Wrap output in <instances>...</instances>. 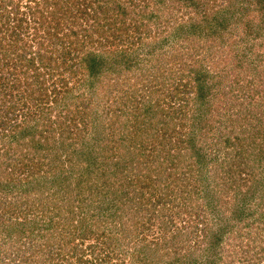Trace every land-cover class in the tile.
Masks as SVG:
<instances>
[{
  "label": "trees",
  "instance_id": "16d2710c",
  "mask_svg": "<svg viewBox=\"0 0 264 264\" xmlns=\"http://www.w3.org/2000/svg\"><path fill=\"white\" fill-rule=\"evenodd\" d=\"M165 1L168 2L166 6H171L174 1L181 2L184 7H191L189 11L202 17L187 26L190 32L192 28H201L203 21L207 22V27L212 31L224 30L235 13V6L229 1L223 7L227 15L208 17L199 0H0V52L3 58L0 59V69L4 67L3 63H11L8 73L12 75L13 86L23 85L26 92L23 100L19 99V105L28 111L22 113L21 120L16 122L0 117V243L10 244L5 258H0V264H63L64 253L60 255L63 247L67 249L66 255L74 258L65 264H122L124 258H119L120 261L101 258L100 252L95 251V243L83 246L85 239L96 236L89 219L104 208L113 206L112 197L120 200L124 193L114 189L111 184L115 180L114 169L120 164L122 152L129 160L125 167L135 166L136 162L155 169L154 177L149 176L144 187L157 193L155 205L160 210L170 203L179 205L174 215L182 220L179 226L175 223L171 225V215L162 212L164 217L158 225L164 241L162 243L153 239L150 242L143 237L140 244L131 248L126 245L124 237L121 246L133 258L129 260V264H220L226 233L229 232V236L248 235L251 223L248 220L256 210L257 216L252 221L264 223V81L260 74L264 62L261 52L255 51L253 54L242 51L237 62L233 60L235 55H231L233 65L224 69L229 70V75L232 73V76L230 75L229 83L222 86L221 93L223 100L232 97V107L227 111L229 125H225L224 133L221 132L222 135L214 140L219 147H215V151L208 149L207 135L199 126L197 129L191 126L183 134L184 137L179 134L181 144L187 141L186 155L191 161L188 166L194 172L191 182L200 184L196 192L204 189L202 198L205 207L211 209L208 204H211L212 198L218 201L220 192L225 187V193L232 190L235 196L233 199L231 197L233 204L228 213L224 214L222 211L216 217L205 216L196 220L199 212L196 205H193V197L185 196L183 190L177 193L173 191V185L177 184L171 180L177 178L175 169L171 171L174 176H162L158 173L161 171V153L167 152L165 158L168 162H173L177 157L168 152L173 145L168 134L172 127V116L168 120L166 117L173 114V104L155 94L159 89L164 90L165 82L161 80V84L155 82L150 86L142 83L138 87L132 84L127 90L128 88H123L124 81L120 79V74L121 71L131 70V65L136 64V59H139L140 44L143 47L147 44L141 41L142 33H150L147 23L150 16L154 15L153 8L150 11L148 7L156 5L158 8V4ZM245 2L248 6L257 4L260 10H264V0ZM240 8L241 4L236 9ZM31 17L33 25L30 24ZM144 17L147 18L144 20ZM29 25L34 29L30 33ZM182 26L181 23L177 24V28L173 30L176 35ZM39 28L42 30L41 34ZM258 28H264V18ZM259 34L258 32L257 35ZM145 37L150 36L148 34ZM4 45L7 49H13L12 54L2 51ZM151 48L145 49L143 53L147 54ZM117 66L120 68L113 72ZM239 66L241 68H237ZM236 68L239 69L237 72ZM79 72L83 74L82 79L74 76ZM195 72L197 76L193 83L190 80L184 83L187 86L184 93L193 92L195 104L209 108L215 101H211L210 98L213 97L208 94L212 87L215 91H220V81L205 85V76L199 71ZM54 75L59 78L47 83ZM20 77L23 78L22 81ZM141 78H145L143 72ZM103 79L108 80L107 87L103 89L107 98L115 91L120 98L133 102L131 105L123 103L124 107H131L128 112L131 116L127 115L123 122L115 119L120 114L124 115L127 108L114 106L111 112H108L109 107L98 112L90 105L91 100L98 95L91 94L90 89L95 88L93 86L96 81L99 84ZM153 79H156L155 75H151L150 81ZM85 80H89L87 85ZM254 80L259 83L256 84ZM80 86L85 88L75 97L84 99L85 103L82 104L86 108H77V112L68 103V99L73 98ZM140 87L147 94L142 93L138 98ZM179 89L178 85L169 95L173 98ZM13 105L11 99L7 110L14 109ZM108 113L112 120L107 121ZM238 119L243 120L241 129L234 127V122ZM80 122L85 129L88 125L94 133L85 145L81 140L85 135ZM116 122L126 130L117 128ZM247 125L250 129L244 132ZM106 131L108 132L105 133ZM55 139L60 146L56 143H53L55 147L49 145ZM166 142L169 147H166ZM102 144L105 146H99ZM115 144L117 147H110ZM223 148L224 160H229V164L220 175L206 174L208 170L218 166L214 160ZM211 158L214 162L207 165ZM109 166L112 168L109 169ZM223 176L226 178L225 182L219 179ZM86 189H90V196L85 195ZM116 191L118 194L115 196ZM97 193L104 196L99 201L104 202L105 206L97 204ZM136 193L138 191L134 190L133 194ZM255 197L257 199L252 202ZM117 204L115 202L114 205ZM216 204L217 207L219 201ZM47 205H54L59 209L54 216H49L46 223L42 222V216L54 209H47ZM90 208L92 211L85 210ZM184 211H187L188 218L185 219L188 222L183 220ZM133 222L143 226L136 219ZM60 223L67 228L69 226L71 232L53 251L48 248L47 236L49 229ZM237 224L240 225L235 235L233 227L236 228ZM130 226L131 229L127 232L131 234L129 239L139 233L134 226ZM165 235L169 237L165 238ZM255 235L251 237L254 240L257 238V234ZM98 236L99 234L96 238ZM42 239L44 240L41 242ZM246 240L247 243L242 245L243 258L249 256L244 253L249 250L250 244ZM129 243L133 242L129 240ZM116 245L114 242L111 247ZM262 249L261 246L255 250L252 257L263 258L264 255L259 254ZM163 255H171V258H153Z\"/></svg>",
  "mask_w": 264,
  "mask_h": 264
},
{
  "label": "rangeland",
  "instance_id": "374dc122",
  "mask_svg": "<svg viewBox=\"0 0 264 264\" xmlns=\"http://www.w3.org/2000/svg\"><path fill=\"white\" fill-rule=\"evenodd\" d=\"M21 1L25 2L26 0ZM199 1L203 4V8H205L206 10L205 16L208 15V17H212L213 15L224 17L225 15H227L223 7L226 6L225 3H228V1L235 6H231L234 8L235 13L233 14V17L228 20L227 27L224 28V30L219 29L212 31L207 27V22L203 21L201 22L203 23L201 24V28H192V31L190 32L189 30H187V26L191 23L193 24L198 20H201L202 17L200 18V16H198L196 13L189 11L191 7H184L183 3L181 2L174 1L170 4L171 6H166L168 2L165 1V3L158 4V8L155 7L156 5L149 6L148 10L151 11V8H153L152 11L154 14L153 16H150V20L147 23V27L150 30V33H147L145 35L144 33H142L141 39V41L147 42V44L144 47L140 44L139 48L141 49V51L138 55L139 59H136V64L131 65V70L121 71V78L119 77L120 79H123V88H128L127 90H129V86L132 84L138 87L142 83L150 86L151 83L154 84L155 82L161 84V80L165 82L164 90L159 89L155 92V94L157 96H162L164 99L170 100L169 104H173V107L171 108L173 114H169L166 117V120H168L170 119L169 116H172V119L170 121V126L172 127H170V132H168V134L170 135L171 143L173 145L172 147H169L166 142V147H169V153L176 154L177 157L173 159L174 163L168 162L165 158V154L167 152H165V154L161 153V157L159 159V162L161 163H159L160 165L158 164L161 171H159L158 173L162 174V176H174L171 171L175 169L177 178L171 180L177 182V184L173 185L174 182H172L173 191L177 193L183 190L182 193L185 196L191 195V197H193V205H196V209L199 212V217H197L196 220L198 218H204L205 216L216 217V215L221 214L222 211L224 212V214L228 213L230 207H232L233 204L231 203L232 199L235 196L232 190H230L229 193H225V187H223L224 190L221 191L220 186L219 188L221 191V197L218 198V206L216 207V202H218L217 199L212 198L211 204H208L206 202L211 206V209H207L205 207L204 199L202 198L204 189H198V191L196 192V188L200 184H193L191 182L192 179H194V172L193 169L188 166L191 161H189L188 155H186L187 152L185 146H187V141L184 140L186 142H183L181 144L179 134L180 136L184 137L183 134L187 133L188 129L191 128V126L194 129L201 127V130L204 131L207 135L206 146L208 147V149L215 151V147H219V145L214 143V140L217 139L218 136L222 135V133H224V131L226 130L225 125H229V113L227 111L230 109L232 97L223 100L224 97L221 93V90L224 84L229 83L231 79L230 75L232 76V73L229 75V70H224L225 67L228 68L230 65H233L231 63L230 56L235 55L233 60L237 62L236 59H238V57L242 54V51H250L253 54L255 51H258L261 52V58L264 62V28L262 30L258 28L261 20L264 18V10H260L257 4H253L254 6L246 5L245 0ZM240 4L241 8L240 10H237L236 8H238V6L240 7ZM212 11L214 13H210ZM32 18L33 17H31V25H33L34 23ZM146 18L147 17H144V20ZM179 23H181L183 26L182 28L178 29V35H176L173 30L177 28L176 26ZM31 25H29L28 27L29 33L34 30L33 26ZM40 29L41 28H39V33L41 34L42 30ZM258 32L260 33L259 35H257ZM134 34L137 33L135 32ZM148 34L150 37H145ZM259 41H262V43L260 44ZM35 46L36 45H34L33 48H35ZM149 47L152 48L148 51V53H143L145 49H148ZM2 51L7 54H12L13 49H7L5 47ZM0 59H3L1 52ZM3 64L2 65L4 67L0 69V117H7L11 119L10 122H16L18 120H21L23 115L22 113L28 112L24 106L19 105V99L23 100V98L25 97L24 94L26 95V92L24 91L23 85L17 87L13 86L12 75L8 73V71H10L11 69V63L7 61V63ZM119 68V66L114 67L113 72L117 71ZM237 68H241V66ZM237 68L235 69L236 72L239 70ZM195 71H199L200 74L205 76V85L209 83L211 84V82L220 81V91L217 92V90L215 91L214 87H212L211 93L208 94L209 97H213L212 99L210 98V100L215 101L209 108L206 106H199L198 104H195V101H193V99H195V95L193 92L186 94L184 93V89L187 88V86H184V83L189 80L191 81V84L193 83L194 77L197 76V72ZM142 72L145 74V78H141ZM150 73L152 76L155 75L156 79L150 81ZM224 73H226V75ZM242 73H244L243 69ZM233 74H235L234 71ZM260 74L262 75V80L264 81V63L261 65ZM74 76L80 79L83 78V74L80 72L76 73ZM56 77L59 78L58 75H54V77H52L51 80L49 79L47 83L51 82L52 80H56ZM22 79L23 78L20 77L21 81ZM70 79H72V77ZM254 81L256 84L259 83L258 80ZM107 82L108 80L103 79V81L98 84L96 81L95 86H93L95 88L90 89L91 94L94 93L95 95H99H97L96 97L94 95L95 98L93 97L94 99L91 100L92 102H89L90 105L96 109V111L101 112L107 110V107H109L108 112H111L114 106L121 107L123 106L124 102H127L128 105L133 104V102L125 100V98H120V95L115 91H113L109 95V98H107L104 94L105 90H103L107 87ZM242 82L244 83L245 81L242 80ZM88 83L89 80H85V84L87 85ZM178 85L180 86V89L178 90L177 95L174 94L172 98L169 95V92ZM142 87L139 88L140 93L138 92V98H140V95L142 93L147 94L144 89H141ZM82 88H85V86H80V88L76 90L73 98L68 99V103H70L71 107L77 112V108H86L82 104L85 103L84 99L80 100L79 97H75L82 93ZM155 94L153 96H155ZM19 95L21 96L19 97ZM85 96L87 95L85 94ZM11 99L14 103V109L8 111L7 106L11 104ZM130 110L131 107H128L125 110V114L118 115L115 120L123 122L124 118L127 115L131 116V114H128ZM77 112L76 117L79 120V115ZM232 116L234 117L235 115L232 114ZM107 117L106 119L107 121H109V113L107 114ZM110 120H112V117ZM241 123H243L242 119L236 120L234 122V127H236L235 129L240 128L242 126ZM116 126L123 131L126 130L123 125L120 126V123H117ZM80 127L83 129V135H85L84 138H81L82 144L85 145L89 142V137L91 136V134L93 135L94 133L91 132L88 125V130L85 129L86 127H84L81 122ZM246 127L247 129L244 132H248V129H250L249 125H247ZM107 132L108 131H106L105 133ZM53 143H56L58 144L57 146H60V143L56 139L54 141H50L49 145L51 144V146H54ZM73 145L75 146V143H73ZM99 146L105 145L102 144ZM110 147H117V144ZM222 151H224V148L221 150V152H219L218 157H216V159L214 160L215 164H218V166L213 170H208V172L205 171L206 174L212 173V175H220L223 173V171L225 170V166L227 165V163L229 164V160H224ZM49 156L50 155L48 154L47 158H49ZM207 158L208 155L206 156V159ZM211 160L212 158L209 159V163H207V165L214 162ZM119 161V169H117L118 167L114 169L115 180L111 184H113L114 189L122 190V192L124 193L122 194L120 200H115L114 197L111 198V202H113L114 204L115 202H117V205L113 204V206H108V208H104L89 219L92 228L96 231V236L97 234H99V236L96 238V236L94 235L91 238L85 239L83 242V246L85 247L90 243H95L97 244V247L96 250L94 249V247L93 249L96 252H100L101 258H111L114 261H120L121 259L119 260V258H124L125 260H127V262L123 259L124 262L122 264H129V260H132L133 258H130L121 246V242L124 237H126V245L128 244V246H130L131 248H133V246L137 245L138 243L140 244V240L143 237L150 242L153 239L157 240V242L162 243L164 241L161 238L160 231L158 230L159 222L164 217L162 215V212H164L166 215H171V225L173 223H175L176 225L181 224L182 220L176 214L174 215V212L179 205L170 203V205L165 207L163 210H160L155 205L157 193L144 187V185H147L144 184V182L148 181V179L150 178L149 176L153 175L154 177L156 173L155 169H152V167L142 166V164L138 165L136 164V162H134L135 166L133 165L125 167L126 164H128L129 160L125 158L124 152L120 154ZM164 167L166 169H164ZM111 168L112 167L109 166V169ZM203 176L205 177V174ZM219 179L221 181L224 180L223 182H225L226 180L225 176L219 177ZM179 184L184 186H180ZM134 190H137L138 193L133 194ZM85 191V195H91L90 189H86ZM117 194L118 192L116 191L114 195L116 196ZM85 195L83 194V196ZM133 195L135 196L133 197ZM102 197L104 196L100 193H97V204H99L100 207H102V205L105 206L104 202L99 201L103 199ZM106 197H108V195H106ZM257 197H255L252 202H254ZM182 204L183 203H181V205ZM47 206H49L47 209L51 207L54 209L47 211L48 213L44 210L46 214L42 216L41 220L42 222L46 223L49 221V216H54L56 214L55 212H57L59 209L57 206L54 207V205ZM85 210L92 211V208ZM257 212L258 210H256L255 214L252 215L248 220L249 222L251 221L250 233L248 235L229 236L227 235L229 234V232L224 235L225 241L223 242L224 244H222V249L224 252H222L223 258H221L220 264H261L262 262H264V257L261 259L252 257V253H254L257 249H260L261 246L263 247V249L259 254L264 255V223L262 221H252L253 218L257 216ZM183 216V220L185 222H188L185 219L188 218L187 211L183 212ZM135 219L139 223H142L143 226H141V224L135 225L133 222ZM123 223L124 225H122ZM130 225L134 226L135 230H139L138 235L131 239H129L131 237V234L127 233L131 229ZM239 225L237 224L236 228L233 227V232L235 235L238 232L237 229ZM53 232L54 235L52 236ZM70 232V227L68 226L67 228V226H65L63 223H60L56 227L50 228L47 236V244L49 246L48 248L53 249V251L56 250L59 242L61 241L60 243H62L64 241V238H66ZM255 234H257V238H255L254 240L251 237H255ZM168 237L169 235H165V238ZM128 239L133 243H129ZM246 239H248L250 244L249 250L245 251L244 253H248L249 256L243 258V254H241V252H243L242 245H245V243H247ZM43 240L44 239H42L41 242ZM76 242L79 243L80 241ZM114 242H116L117 245L115 247H111L112 243ZM9 245V243L3 245H1L0 243V258H5L6 249L10 248ZM66 251V247H63L60 253V255H63L64 253L63 264L68 263L69 259L74 260V258H69L68 255H66ZM153 258H171V255L156 256Z\"/></svg>",
  "mask_w": 264,
  "mask_h": 264
}]
</instances>
